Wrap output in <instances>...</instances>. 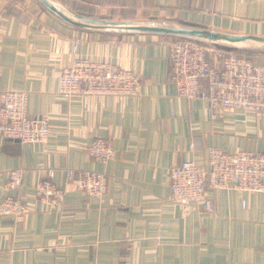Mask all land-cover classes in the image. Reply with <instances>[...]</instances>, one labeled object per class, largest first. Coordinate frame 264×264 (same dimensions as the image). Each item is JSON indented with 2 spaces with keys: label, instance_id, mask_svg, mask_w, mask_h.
Here are the masks:
<instances>
[{
  "label": "crops",
  "instance_id": "1",
  "mask_svg": "<svg viewBox=\"0 0 264 264\" xmlns=\"http://www.w3.org/2000/svg\"><path fill=\"white\" fill-rule=\"evenodd\" d=\"M101 18L170 19L183 24L264 35V0H61ZM153 34L107 33L75 27L38 0H0V100L29 93L28 111L51 125L46 143L0 133V202L20 194L28 213L19 223L0 215V264H264V192L231 182L209 189L215 212L171 201L170 168L208 163L210 148L264 152V113L227 111L212 119L199 97L178 95L169 41ZM78 54L140 74L139 93L98 100L57 93V76ZM264 64V52L252 59ZM95 137L113 139L102 163L87 153ZM22 168L18 190L5 187ZM106 175L101 198L67 181V169ZM50 177L66 190L62 208L40 201L34 185ZM245 201V203L243 202Z\"/></svg>",
  "mask_w": 264,
  "mask_h": 264
},
{
  "label": "built area",
  "instance_id": "2",
  "mask_svg": "<svg viewBox=\"0 0 264 264\" xmlns=\"http://www.w3.org/2000/svg\"><path fill=\"white\" fill-rule=\"evenodd\" d=\"M79 40L73 41V59L57 76V93L71 100L75 97L95 100L107 95L126 97L139 93L140 74L117 63L82 57ZM171 80L177 93L187 98L199 97L208 104L212 119L227 111L245 109L264 113V64H256L237 49L198 40L173 37L169 41ZM26 90H7L0 100V133L22 143H46L52 129L45 116L28 111ZM87 153L102 163L115 155L114 142L109 137H95ZM22 168L9 171L5 187L18 190L22 184ZM67 181L85 194L101 198L106 188V175L92 169H67ZM171 201L186 209L215 212L209 189H223L234 182L240 191L264 192V152L238 150L228 152L210 148L208 163L185 160L171 166L169 172ZM37 198L52 209L64 205L66 190L50 177L34 185ZM245 203V201H243ZM29 209L20 194H6L0 202V215L19 223Z\"/></svg>",
  "mask_w": 264,
  "mask_h": 264
},
{
  "label": "water",
  "instance_id": "3",
  "mask_svg": "<svg viewBox=\"0 0 264 264\" xmlns=\"http://www.w3.org/2000/svg\"><path fill=\"white\" fill-rule=\"evenodd\" d=\"M67 23L107 33L153 34L209 42L220 46L264 52V35L179 23L170 19L101 18L79 13L61 0H38Z\"/></svg>",
  "mask_w": 264,
  "mask_h": 264
},
{
  "label": "trees",
  "instance_id": "4",
  "mask_svg": "<svg viewBox=\"0 0 264 264\" xmlns=\"http://www.w3.org/2000/svg\"><path fill=\"white\" fill-rule=\"evenodd\" d=\"M240 51L242 54H245L246 56L250 57L251 59H253V54L256 51H252V50H238Z\"/></svg>",
  "mask_w": 264,
  "mask_h": 264
}]
</instances>
